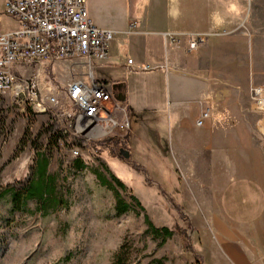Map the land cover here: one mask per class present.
<instances>
[{
    "label": "crops",
    "instance_id": "obj_1",
    "mask_svg": "<svg viewBox=\"0 0 264 264\" xmlns=\"http://www.w3.org/2000/svg\"><path fill=\"white\" fill-rule=\"evenodd\" d=\"M258 4L88 0L92 23L114 33L110 58L97 62L96 77L109 86L113 103L125 109L130 126L119 143L129 160L108 153L93 174L105 182L96 176L100 186L128 196L122 198L131 212L148 216L156 230L178 226L187 233L186 239L166 238L148 226L157 249L151 257L203 259L202 254L225 252L233 264H264V186L258 170L237 165V129L248 112V97L231 82L232 65L246 62L238 50L259 45L251 25L258 20ZM5 6L0 0V29L19 30ZM201 35L205 43L190 52V37ZM206 111L211 117L199 127ZM84 167L77 172L90 169Z\"/></svg>",
    "mask_w": 264,
    "mask_h": 264
},
{
    "label": "rangeland",
    "instance_id": "obj_2",
    "mask_svg": "<svg viewBox=\"0 0 264 264\" xmlns=\"http://www.w3.org/2000/svg\"><path fill=\"white\" fill-rule=\"evenodd\" d=\"M258 1V20L251 25L259 45L238 50L246 62L232 65L231 82L248 97V112L237 129V165L239 170H258L260 175L255 176L264 186V107L257 109L252 93L261 89L264 98V0ZM67 65L42 64L18 71L21 78L36 79L46 113H35L30 103L12 92L0 93L3 186L32 181L40 154L49 158L48 174L55 180V194L46 206L32 200L20 212L14 210L10 196L0 203V264H233L225 252L202 254L203 259L197 254L151 257L157 249L142 214L116 217L117 192L100 186L93 170L103 165L100 157L107 158L108 153L116 157L120 148L108 152L98 147L99 142L80 144L74 139L71 122L64 117L75 112L66 94L71 77ZM53 98L57 103L50 106ZM76 160L90 169L77 172Z\"/></svg>",
    "mask_w": 264,
    "mask_h": 264
},
{
    "label": "built area",
    "instance_id": "obj_3",
    "mask_svg": "<svg viewBox=\"0 0 264 264\" xmlns=\"http://www.w3.org/2000/svg\"><path fill=\"white\" fill-rule=\"evenodd\" d=\"M88 0H6L5 14L19 26L0 29V93L12 92L26 100L35 113H46L36 79L19 77V69L42 64L68 63L71 77L65 84L67 99L75 112L65 113L71 132L80 144L123 139L130 126L125 109L113 103L109 86L97 80L95 65L107 61L114 33L95 26L87 9ZM204 36L190 37L188 49L195 52ZM128 65L133 61L128 60ZM144 70H150L145 66ZM257 109L263 110L261 89H254ZM50 106L57 103L50 100ZM211 117L206 111L197 125ZM79 155L78 149L73 152Z\"/></svg>",
    "mask_w": 264,
    "mask_h": 264
},
{
    "label": "trees",
    "instance_id": "obj_4",
    "mask_svg": "<svg viewBox=\"0 0 264 264\" xmlns=\"http://www.w3.org/2000/svg\"><path fill=\"white\" fill-rule=\"evenodd\" d=\"M3 131H4V124L0 122V146H1L2 138H3V134H2ZM6 138L7 136H4V139ZM119 143L120 141L116 138L106 139V140L99 142L98 147L101 146L104 149L108 147L109 151L112 152L113 150L119 147ZM116 157L122 158L121 153L119 152V154ZM0 159H1V149H0ZM36 163H37V166H36V170H35L32 181L26 184L20 181L17 184L11 185L8 187L3 186L2 179H1L2 170L0 168V203L4 199L10 196L12 198V204H13L14 210L20 211V212L27 210V204L29 201H32V200L36 201L40 205L42 204L45 206L48 203H50V200L53 198V195L55 194V180L53 177H51L48 174V168L50 165L49 158L43 154H40L37 156ZM84 168L85 167L82 162L78 160L75 161L74 169L76 171H82L84 170ZM104 169L108 173V169L107 168H104ZM98 178L100 182L103 185H105V182H103V180L100 179V176H98ZM112 179L115 185H117L119 189L123 190L124 192H127L125 186L116 177H112ZM106 187H108V189L110 188L107 184H106ZM116 192H117V199H118L117 206H116V217L130 213L133 210L132 205L128 204V202L125 201L121 197L118 191ZM131 199H132V202H136L134 197H132ZM145 219L153 231L165 234L166 238H171L173 235L177 233H179L180 235H184V238L186 236V233H184V231L181 230L178 226L175 227L174 230H169L167 228H162V230H156L152 226L150 220L148 219V216H145Z\"/></svg>",
    "mask_w": 264,
    "mask_h": 264
},
{
    "label": "water",
    "instance_id": "obj_5",
    "mask_svg": "<svg viewBox=\"0 0 264 264\" xmlns=\"http://www.w3.org/2000/svg\"><path fill=\"white\" fill-rule=\"evenodd\" d=\"M120 153H121V156L123 157V159L129 160V158H130L129 152L125 151L124 149H121Z\"/></svg>",
    "mask_w": 264,
    "mask_h": 264
}]
</instances>
